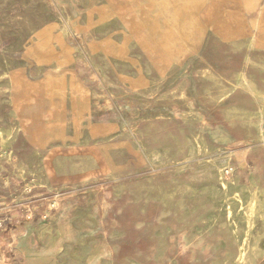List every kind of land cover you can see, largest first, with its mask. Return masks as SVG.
Returning <instances> with one entry per match:
<instances>
[{"label": "rangeland", "instance_id": "1", "mask_svg": "<svg viewBox=\"0 0 264 264\" xmlns=\"http://www.w3.org/2000/svg\"><path fill=\"white\" fill-rule=\"evenodd\" d=\"M246 1L0 0V264H264Z\"/></svg>", "mask_w": 264, "mask_h": 264}, {"label": "bare ground", "instance_id": "2", "mask_svg": "<svg viewBox=\"0 0 264 264\" xmlns=\"http://www.w3.org/2000/svg\"><path fill=\"white\" fill-rule=\"evenodd\" d=\"M246 6L248 7L249 10H255L259 6V0H247L246 1ZM10 143V140L7 142H3V146L7 147ZM235 155V154H234ZM44 161V160H43ZM230 186V185H229ZM234 189V188H233ZM230 190V188H229ZM203 191V190H202ZM223 191V190H222ZM212 193V192H211ZM226 209V207H225ZM229 211V210H228ZM223 214V213H222ZM217 218V217H216ZM212 228V227H211ZM199 231V230H198ZM157 234V233H156ZM185 235V234H184ZM201 235V234H200ZM202 236V235H201ZM225 245V244H224ZM223 247V246H222ZM159 251V250H158Z\"/></svg>", "mask_w": 264, "mask_h": 264}]
</instances>
